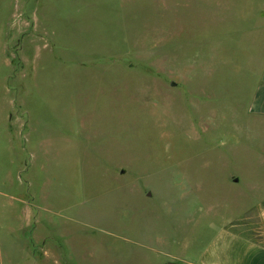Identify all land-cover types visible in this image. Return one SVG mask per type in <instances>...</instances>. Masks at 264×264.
<instances>
[{"label": "rangeland", "instance_id": "1", "mask_svg": "<svg viewBox=\"0 0 264 264\" xmlns=\"http://www.w3.org/2000/svg\"><path fill=\"white\" fill-rule=\"evenodd\" d=\"M233 1H2L27 44L0 111L15 95L30 114L17 190L31 203V242L2 238L4 263L193 264L226 226L264 243L237 28L252 3ZM21 155L6 149L0 172Z\"/></svg>", "mask_w": 264, "mask_h": 264}, {"label": "crops", "instance_id": "2", "mask_svg": "<svg viewBox=\"0 0 264 264\" xmlns=\"http://www.w3.org/2000/svg\"><path fill=\"white\" fill-rule=\"evenodd\" d=\"M2 1L4 0H0V7ZM237 1L239 0H234L233 3L236 4ZM247 1L252 3V6L247 10L246 26L237 27L238 30L247 34L244 42L248 50V68L251 71L247 79L250 91L244 111L246 120L242 124L245 123L247 129L255 133L252 137L254 141L259 139L264 144V0ZM233 13L232 20L239 25L246 16V11H237V15L235 11ZM4 14L0 11V19L16 18L13 10L9 16L8 13L7 16ZM18 30L20 31L19 28L7 26L4 21L0 23V89L3 90L0 92V100L12 89L8 85L12 78V71L15 72L16 66L19 69L25 65V58L15 59L16 55H23L27 45L24 38L22 44L17 39ZM15 97V95L10 97V103L8 99H5L6 111L4 113L0 111V145H2L0 154H4L6 149L9 151V148H15V146L23 152V157L21 155L16 161L10 160L16 162L15 171L8 170L6 167L0 172V264H6L3 261V255L8 258L10 255L13 257V252L2 249V238L7 242L11 239L13 242L14 235L18 233L24 238L23 244L31 242L25 232L31 228L29 194L27 196V193L21 191L20 188L17 190L24 182L22 173L27 168L30 158L29 153V158L24 159V152L28 156L30 114ZM231 177L233 181L238 182L234 175ZM258 194L252 206L260 221L264 223V188L262 191L259 190ZM15 227H18V230ZM24 257L23 255V260ZM14 263V260L7 262V264ZM193 264H264V243L250 234L235 231L227 226L221 227L199 253L197 262Z\"/></svg>", "mask_w": 264, "mask_h": 264}, {"label": "water", "instance_id": "3", "mask_svg": "<svg viewBox=\"0 0 264 264\" xmlns=\"http://www.w3.org/2000/svg\"><path fill=\"white\" fill-rule=\"evenodd\" d=\"M123 172V171H122Z\"/></svg>", "mask_w": 264, "mask_h": 264}]
</instances>
